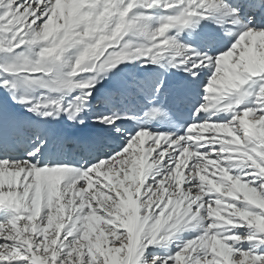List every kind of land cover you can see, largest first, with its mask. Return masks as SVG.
<instances>
[{
  "label": "rangeland",
  "instance_id": "1",
  "mask_svg": "<svg viewBox=\"0 0 264 264\" xmlns=\"http://www.w3.org/2000/svg\"><path fill=\"white\" fill-rule=\"evenodd\" d=\"M50 1L47 20L39 29L23 25L27 31L16 33L12 39H0V80L7 78L19 85L17 89L8 87V97L20 113L29 116L22 111H28L25 104L31 103L34 113L28 112L37 115L32 118L56 115L54 118L62 117L65 126L70 122L66 111H82L85 89L92 88L90 104H93L96 88L102 87L104 80H110L111 76L118 80L121 75L138 74L151 67L159 70V66L167 73L175 43L180 47L185 45V36L181 33L184 29L185 35L189 32L187 23L192 21L188 20L189 15H195L204 25L213 22L217 29L216 23L223 19L219 0ZM16 35L21 37L19 43H13ZM177 36L182 37L181 42ZM170 38L175 43L170 42ZM263 44L262 40L246 43L243 50L237 51L239 54L235 52L240 66L236 64L234 70L226 69L227 72L218 74L214 91L219 93L216 98L219 103H214V98L211 106L230 102L224 107L227 114L223 117L226 118L221 120L216 115L217 119L205 122L207 133H210L197 138L199 146L181 149L175 167L155 188L150 185L145 188V184L152 182L151 177L160 179L157 175L163 169L162 160L160 156L153 158L154 152L147 147L123 159L111 172V177L103 176L117 191L118 202L92 192L98 182L96 179L83 178L64 165L30 173L1 168L0 209L3 210L0 221L10 219L0 223V232L10 231L11 238L19 245L13 249L12 257L27 258L23 249L31 254L30 264H57L60 251L65 247L60 234L67 229L80 232V236L73 241L67 260L61 264H84L85 255L89 258L88 264H141L148 245H151L149 251L157 255L174 254L179 250L178 245L196 237L201 221L209 218L217 229L227 231L247 226L264 234V193L247 182L254 181V175H245L243 179L242 174H237L238 169L245 168L244 173H252L250 168H254L255 175L264 177V164L260 163L264 161V115L258 114L264 112ZM254 70L262 75V81L238 82L237 78ZM238 86L244 87L247 96L238 94ZM249 103L252 106L244 107ZM240 119V123L246 121L239 129L229 126V122ZM153 121L163 127L172 123L171 119L163 117ZM70 123L73 128L75 121ZM192 161L195 163L186 176L185 171ZM80 177L88 187L77 188ZM196 179L200 181L197 190L193 191L195 185L185 190V183ZM216 187L221 188L219 193ZM227 188L229 190L224 193ZM88 193L103 201L111 220L92 208L86 198ZM206 196L210 199L215 196V199L205 207ZM230 201L244 206L238 207ZM86 207L89 212L80 216ZM157 208L160 212L153 219ZM201 209L205 210V215H201ZM121 228L126 236L120 234ZM34 237L43 239L36 244ZM227 239L239 240L240 237ZM116 241H120L119 246ZM213 243L217 249L215 254L220 257L217 264H233L231 249L223 239ZM250 243H258V239ZM34 245L35 251H32ZM6 258L9 257L0 256V259ZM168 264L173 262L169 260ZM175 264H186L184 255L178 253ZM246 264H264V258H248Z\"/></svg>",
  "mask_w": 264,
  "mask_h": 264
},
{
  "label": "bare ground",
  "instance_id": "2",
  "mask_svg": "<svg viewBox=\"0 0 264 264\" xmlns=\"http://www.w3.org/2000/svg\"><path fill=\"white\" fill-rule=\"evenodd\" d=\"M219 1L223 19L216 23L219 25L218 29L214 28L212 20V23L206 25L200 19L199 21L192 19L190 24V21H188V34L185 35V29L181 33L182 36H185V45L180 47L170 38V42L175 43V49L171 54L173 58L168 65L167 73H164V69L160 70L159 66V70L151 67L149 70H141L138 74L121 75L118 80H114L113 76L110 75V80L105 79L102 87L98 86L99 88H96L97 91L93 95L94 103L90 104L89 109L84 111L87 105L85 103L82 105V111L84 112L81 111L79 119L84 122L75 121L73 128L70 126L71 121L70 124L65 123L67 124L65 126V121L61 120L62 117L54 118L56 115L53 116V119L52 117H44V115L35 119L32 117L37 115L31 114L25 109L23 111L19 110L29 116L20 113L16 105L12 104L11 97H8V87H0V115L6 117L5 121L0 123V159L23 160V162L17 161L14 164L0 160V169L7 171V169L16 168L21 173L39 172L46 169L52 170L53 167H56L58 161H64L65 163L60 165L74 169L73 171L79 173L81 164L87 166L89 161L95 162V156H107L113 149L122 150L121 145L125 146L123 152L117 154L114 161H102L101 166L94 169L97 177L105 176L106 178L111 177V172L119 167L123 159L137 154L145 147L155 152L157 148L167 144L168 149L174 152L176 149L173 148V145L179 147L181 141L184 142L181 149L199 146L196 141L197 138L202 134L204 135V133L205 135L210 133H207V123L205 122L217 116L223 117L226 115L227 112L224 111L230 103L228 102V105H226L222 102L223 100H220L223 104H215L216 107L211 106L214 98H218L219 95L218 92L214 91V84L217 77H219L218 74L221 71H226V69L230 72L234 70L236 64L239 65L240 61L238 62L235 52L242 47L244 48L246 43L252 44L258 40L264 41V31L255 30L264 29V13L259 10L249 13L245 10L246 22L255 29H244L243 25L234 18V13L228 5V3L235 5L237 0ZM256 2L259 5L264 0H256ZM219 14L221 15V13ZM230 17L232 19H229ZM180 38L182 37L178 38L177 36L179 42H181ZM251 46H254V44ZM261 46L264 49V44ZM213 56H215V60H213ZM213 64L215 68L210 73L208 69ZM245 64L247 65V63ZM201 66L204 70L199 71L195 78L187 72L191 71L193 67L199 68ZM7 67H11V65H7ZM193 71L198 70L193 69ZM257 73L258 71L254 70L247 75H242L237 80L239 83L255 81L254 76L258 75ZM220 80L222 82V78ZM227 81L229 82V80ZM213 92L214 94H212ZM216 100L214 103H219V100ZM195 111L197 114H204L205 118L202 122H196ZM229 111L230 109L228 113ZM101 114L113 115V120L119 116V119L116 120V127H119L121 131L117 132L115 127L96 122L95 118ZM175 116H178V119ZM151 117L155 120L162 117L165 120L171 119L172 123H170V126L163 127L159 122L151 120ZM250 117L247 116L248 119ZM188 120L189 122H186ZM245 121H242V123ZM240 122L241 119L233 120L228 124L236 130L242 126ZM182 128L187 129L183 131ZM174 130H176L175 134L172 133ZM178 132L183 133V135L177 136L173 140L172 137L176 136ZM130 135L134 136L128 140L126 146L127 137ZM37 147L41 151L36 152ZM168 149L159 155L161 160L168 153ZM31 153H35V155H31ZM27 160L32 163L40 161L37 166L44 167L30 165ZM79 175L88 180L90 178L95 179L92 176L85 177L82 173ZM82 177L80 178L82 179ZM231 181L230 183L233 184L234 180ZM228 190L229 188L225 189L224 193H227Z\"/></svg>",
  "mask_w": 264,
  "mask_h": 264
},
{
  "label": "snow or ice",
  "instance_id": "3",
  "mask_svg": "<svg viewBox=\"0 0 264 264\" xmlns=\"http://www.w3.org/2000/svg\"><path fill=\"white\" fill-rule=\"evenodd\" d=\"M229 8L234 13V18L237 19L241 25H243V28H253L249 26V23L246 22V16L244 15L245 10H247L249 13H253L257 10L264 13V2L257 4L256 0H237V3L235 5L229 4ZM51 7L50 0H44V2H41V0H0V39H4L5 37L7 39H12L13 35H15L19 31H27L26 27H22L23 25H32L34 29H39L41 25L45 23L47 20V13L48 9ZM17 18H20V22H17ZM229 19H232L230 17ZM255 29V28H253ZM257 31H264V29H255ZM21 37L19 35L15 36V40L13 43H19ZM23 45H21L22 47ZM223 52V51H222ZM213 60H215V56H213ZM215 65L213 64L208 71L212 73L214 71ZM193 69H197L198 71H193ZM204 70L203 66L197 68L193 67L191 71H187L190 73L194 78L199 74V71ZM7 82V83H6ZM264 83H261V85ZM0 85L5 87H11L13 89H17L19 85L13 83L11 80L5 78L3 80H0ZM260 85V86H261ZM92 89V88H91ZM91 89H85L86 92V99L85 104L87 107L84 109L88 110L90 107V98L92 96ZM79 95V94H78ZM77 95V96H78ZM75 100V97L72 99ZM27 107V110L29 112L34 113L33 106L31 103L25 104ZM30 105V106H28ZM252 106L250 103L245 104L244 107ZM64 107L67 109L68 104L66 103ZM82 111V112H84ZM80 112V113H82ZM74 111H71L70 109L66 111L67 118L70 121H77L80 123H83L84 121L82 119H79V114ZM259 115H264V112L258 113ZM194 115H196V122H202L205 118L203 113L197 114L196 111L194 112ZM54 115H44V117H52ZM221 120H224V117H217ZM6 117L3 115H0V123L4 122ZM96 122H99L103 125H109L116 128L117 132H120V128L116 127V120L119 119V116L113 120V115H105L101 114L100 116L96 117ZM187 129V128H186ZM185 129V131H186ZM135 135V134H134ZM130 135L127 137L126 146L128 144V140L131 139L132 136ZM183 135L180 132L177 133L176 136H173V140L177 138V136ZM183 141H181V145L177 147L176 145H173V148L176 149V151H172L171 149H168V145H162L160 148H157L155 152L153 153V158L159 156L162 152H165L166 149H168V153L163 156L162 160V166L163 169L159 172L160 179L157 180L156 178L153 179L151 177L152 182L145 184V188H148L149 185L152 188L157 187L158 182H162L164 178L171 172L172 168L175 167L176 163V157L180 155V150L183 146ZM122 150H116L113 149L111 153H109L107 156H95V162L92 161L88 162V165L85 166L84 164L80 165L79 174H83L85 177L92 176L95 177V179L98 181L95 185V188L92 190V192H98L99 194H102L106 199H110V201L118 202V194L117 191L113 188L111 184L107 182V180L103 176H96V173L94 169L97 166H101V162H111L114 161V158L117 157V154L122 153L125 149V146L121 145ZM36 152L41 151L39 147L36 148ZM202 152H207L209 149H201ZM31 155H35V153H31ZM216 158V157H215ZM213 158V159H215ZM8 161L10 164H14L17 161L23 162V160H9L7 158L0 159ZM28 164L35 165L36 167H44V166H37V164L40 163V161H37L36 163H32L29 160H27ZM64 161H58L57 164H64ZM195 162H189L188 169H191L193 164ZM261 164H264V161H260ZM250 168V167H249ZM188 169L185 171V175L188 174ZM245 168L238 169L239 172L237 174H242V178L244 179L245 175H254L255 180L254 181H247L251 184L252 187L259 189L262 193H264V188L261 187V185H264V177H259L255 175V169L250 168L253 170L252 173H244ZM91 170V171H90ZM233 174V175H237ZM155 176V177H157ZM23 180V177H21ZM212 179H216V177H212ZM199 179L196 180H190L185 183L184 188L185 190H188L189 188H193L195 185L196 188H193V191L197 190L199 186ZM167 185H165L166 187ZM88 187V185L85 182V179H80L77 188L84 189ZM7 190V189H5ZM23 191V189H21ZM221 191L220 187H216V192L219 193ZM86 198L90 201L91 206L93 209H95L100 216L105 217V219L111 220V216L107 215V210L103 204V201H99L93 197L91 193L86 194ZM215 199V196L210 199L209 197H204V205L205 207L211 203H213V200ZM218 202V200L216 201ZM231 203H236L238 207H243L244 205L235 202L230 201ZM163 207V205H161ZM3 209H0L2 211ZM195 210V208H194ZM89 212V209L86 207L83 212L79 213L80 216H85ZM160 208L156 209V212L153 214V219H155V216L159 214ZM205 210L201 209V215H205ZM12 217V216H11ZM90 218V217H89ZM7 219L6 218L3 221H0V223H4ZM120 234L122 236H126V233L123 228L120 230ZM85 236H87V233H84ZM80 236V232H72L70 229L65 230L64 232H61L60 238L64 242V249L63 251H60L59 257L57 259V264H61V261H66L68 258V252L70 250V247L74 240H76ZM255 236V239H249V237ZM12 233L10 231L7 232H0V256L2 257H9L6 259H0V264H30V257L31 254L21 249V251L24 253V256L27 258H13L12 252L15 247H19V245L15 244L14 240L11 238ZM227 237H240L239 240L236 239H227ZM43 238L42 237H34V240L36 241V244H38ZM223 239V243L226 244L232 252L231 260L233 264H246V261L248 258H264V234L257 233L254 229H250L247 226H241L236 228H231L227 231L217 229L214 226V221L209 218L206 221H201L200 226L197 227V235L195 238L183 242L181 245H178V251H176L174 254L165 253L163 256L157 255L152 251H149L148 245L143 252V256L141 258V264H168L169 260L175 264V257L178 253L184 255L186 264H217V261H220V257L216 256V243H219L220 240ZM258 239V243H250L253 241H256ZM117 246H119L120 241L115 242ZM35 245L33 246L32 251H35ZM165 248L168 247V245H164ZM88 256L85 255L84 257V264H88ZM222 264V262H221Z\"/></svg>",
  "mask_w": 264,
  "mask_h": 264
},
{
  "label": "clouds",
  "instance_id": "4",
  "mask_svg": "<svg viewBox=\"0 0 264 264\" xmlns=\"http://www.w3.org/2000/svg\"><path fill=\"white\" fill-rule=\"evenodd\" d=\"M117 30H119V29H117ZM41 55H43V53H41ZM156 223H157V225H159V223H160L159 219H157V222Z\"/></svg>",
  "mask_w": 264,
  "mask_h": 264
}]
</instances>
